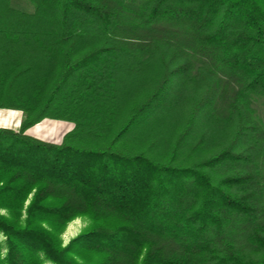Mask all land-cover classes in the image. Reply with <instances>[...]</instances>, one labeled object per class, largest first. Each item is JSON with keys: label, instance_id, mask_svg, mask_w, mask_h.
Segmentation results:
<instances>
[{"label": "trees", "instance_id": "16d2710c", "mask_svg": "<svg viewBox=\"0 0 264 264\" xmlns=\"http://www.w3.org/2000/svg\"><path fill=\"white\" fill-rule=\"evenodd\" d=\"M25 1L0 0V264H264V0Z\"/></svg>", "mask_w": 264, "mask_h": 264}, {"label": "rangeland", "instance_id": "374dc122", "mask_svg": "<svg viewBox=\"0 0 264 264\" xmlns=\"http://www.w3.org/2000/svg\"><path fill=\"white\" fill-rule=\"evenodd\" d=\"M11 6L15 9L24 11V12H31L33 10L32 4L25 0H11ZM255 106H256V112H257V118L258 120L264 124V99L256 97L253 99ZM22 118V112L20 110H13V109H6V108H0V128H8L12 130H17L20 124ZM55 121H63V120H55V119H48L44 118L40 122L34 124L33 126L29 127L27 130H25V134H28L34 138L58 144L64 134L69 132L73 126L74 123L69 121H63L68 124H70L67 128L62 130V134L58 136L57 134L52 133L50 128L55 127ZM41 124L43 128V132H41L40 135H37L35 133H32L30 129H32L35 125ZM60 130V129H58ZM5 210L0 209V213H4ZM86 222L82 218H75L72 221H70L66 227L65 230L61 233V240L63 245L66 244L69 239L73 238L76 234L79 233V231L85 226ZM4 237L0 234V241H2ZM2 252H4V249H2ZM44 264H50L48 261H46Z\"/></svg>", "mask_w": 264, "mask_h": 264}, {"label": "bare ground", "instance_id": "6f19581e", "mask_svg": "<svg viewBox=\"0 0 264 264\" xmlns=\"http://www.w3.org/2000/svg\"><path fill=\"white\" fill-rule=\"evenodd\" d=\"M53 123H55V127L53 126V128H50L49 131H51L54 134H57L58 136H60L62 134L63 129L67 128L70 125V124L63 122V121H55ZM40 125H41L40 123L35 125L32 129H30V131L32 133L40 135L41 132L44 131L42 126H40ZM58 129H60V130H58Z\"/></svg>", "mask_w": 264, "mask_h": 264}]
</instances>
